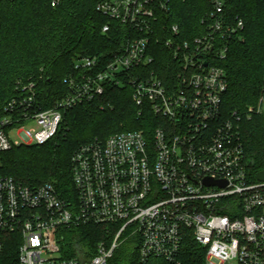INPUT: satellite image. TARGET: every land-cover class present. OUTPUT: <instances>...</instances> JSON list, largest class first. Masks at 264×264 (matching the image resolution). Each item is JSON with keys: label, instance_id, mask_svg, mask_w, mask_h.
Returning <instances> with one entry per match:
<instances>
[{"label": "built area", "instance_id": "1", "mask_svg": "<svg viewBox=\"0 0 264 264\" xmlns=\"http://www.w3.org/2000/svg\"><path fill=\"white\" fill-rule=\"evenodd\" d=\"M169 1H101L99 10L133 32L124 50L106 64L80 58L70 94L53 107H36L32 85L7 103L0 152L50 140L65 111L96 99L108 84L130 85L139 113L148 105L155 116L151 131L117 132L74 152L73 200L51 182L28 185L0 175V249L17 239L20 264H109L127 241L137 247L136 264H184L192 242L203 250V264H264V180L253 178L246 162L239 114L223 110L228 78L215 63L243 21H229L225 0H210L206 28L181 38L178 24L165 19ZM160 32L167 37L157 41L173 57L164 70L152 67V37ZM249 109L264 113V87ZM82 225H104L107 235L95 246L67 249L64 232Z\"/></svg>", "mask_w": 264, "mask_h": 264}, {"label": "trees", "instance_id": "2", "mask_svg": "<svg viewBox=\"0 0 264 264\" xmlns=\"http://www.w3.org/2000/svg\"><path fill=\"white\" fill-rule=\"evenodd\" d=\"M103 0H1L0 1V117L7 103L35 93L36 107L50 108L70 94L68 80L77 73L82 57H98L103 64L120 54L133 32L122 22L98 8ZM55 2V4H53ZM229 21L243 26L227 38V51L218 63L228 78L223 110L236 119L251 175L264 170V113L255 105L264 87V0H225ZM168 23H176L181 38H193L206 28L203 21L213 9L210 0H170ZM105 25L110 29L104 31ZM153 36L155 62L164 68L172 60L171 51ZM168 63V62H167ZM130 85L108 84L103 94L92 101L70 107L57 134L42 144H22L0 152V175L13 177L28 185L51 182L64 199H75L72 156L82 145L111 134L129 130L153 129L154 113L146 105L139 113ZM65 247L96 245L107 235L104 225H82L64 232ZM111 236V235H110ZM19 241L7 240L0 249V264H20ZM64 244V243H63ZM137 247L127 241L109 264H136ZM204 252L190 243L184 264H203ZM147 264H167L152 259Z\"/></svg>", "mask_w": 264, "mask_h": 264}, {"label": "rangeland", "instance_id": "3", "mask_svg": "<svg viewBox=\"0 0 264 264\" xmlns=\"http://www.w3.org/2000/svg\"><path fill=\"white\" fill-rule=\"evenodd\" d=\"M255 113H259V112H256V111H254ZM36 125V123L35 122H32V123H30V124H28L27 126H35ZM26 126V127H27ZM11 129H9V133H10V135H11V137L13 138V139H15V138H18V135H16V131L15 130H12V131H10ZM124 245V244H123Z\"/></svg>", "mask_w": 264, "mask_h": 264}, {"label": "water", "instance_id": "4", "mask_svg": "<svg viewBox=\"0 0 264 264\" xmlns=\"http://www.w3.org/2000/svg\"><path fill=\"white\" fill-rule=\"evenodd\" d=\"M1 1V0H0ZM256 177L257 179L259 180H264V170H261L259 171L257 174H256ZM208 183L211 182V181H207Z\"/></svg>", "mask_w": 264, "mask_h": 264}]
</instances>
